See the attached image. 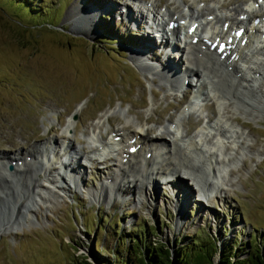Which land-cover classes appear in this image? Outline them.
<instances>
[{"label":"rangeland","instance_id":"374dc122","mask_svg":"<svg viewBox=\"0 0 264 264\" xmlns=\"http://www.w3.org/2000/svg\"><path fill=\"white\" fill-rule=\"evenodd\" d=\"M7 1L0 0V155L21 159L29 150L42 149L48 137L56 140L51 145L53 151L38 157L35 165L42 172L49 169L48 178L47 172H38L39 177L30 173L41 185L30 186L26 198L21 196L16 206L13 195L0 204V264H73L82 255L91 259L95 245L103 247L96 252L105 259L112 256L110 248L122 251L130 235L137 232L139 237L140 227H156L153 239L182 238L180 243L194 244L198 238L215 236L221 248L231 242L242 248L248 238L253 243L262 237L264 242V63L246 62L249 70L258 67L260 75L241 69V75H223L214 83L215 88L206 83L203 89L207 95L190 104L188 92L182 101L181 95L185 89L191 90L196 77L188 74L182 85L174 77L178 75L166 83L157 74L153 69L159 64L154 57L155 38L142 27L144 11L140 10L151 6L158 20L169 11L174 12L175 19L190 0H23L34 1L31 5L35 3L39 15L33 19ZM244 2L199 0L198 8L206 12L210 6L214 15L223 19L236 16L247 5L258 11L254 4ZM124 10L142 14L136 26L126 22L125 14H121ZM14 19L22 20L25 27ZM36 19H45L50 26L32 24ZM215 21L208 24L211 31L231 25L230 21ZM239 26L245 28L246 24ZM106 35L110 42L95 43L97 37ZM149 42L153 61L126 49L128 43L143 48ZM182 50L171 49V58L180 69L186 66L185 48ZM235 63L239 66L238 61ZM239 76L255 79L246 82ZM173 83L177 86L169 88ZM232 89L237 97L229 94ZM206 119L213 125L221 124L223 134L211 136L210 132L217 130L204 127ZM137 121L141 125L147 122L144 125L150 126L151 137L171 127V122L177 133H185L188 127L189 134L180 141L186 144L189 136L198 140L203 151L196 153L199 160H208L206 150L214 151L217 162L212 177L206 180L205 165L193 161V168L204 169L202 181L196 175L193 181L184 171L177 180L181 187H174L165 185L164 175H156L155 189L145 196L139 181L118 180L120 176L116 177L111 164L115 151L110 162L97 161L94 166L91 157L95 152L89 151V145L100 135L108 136L107 129L133 131ZM63 135L73 149L82 152L79 161L84 172L79 170L81 182L73 187L67 185L71 183L68 179L59 178L60 163L69 160V155L64 156ZM163 136L168 138L169 134ZM7 184L19 190L24 182L15 176ZM173 189L172 193L176 189L180 200H185L183 212L177 207L178 196L172 195Z\"/></svg>","mask_w":264,"mask_h":264},{"label":"bare ground","instance_id":"6f19581e","mask_svg":"<svg viewBox=\"0 0 264 264\" xmlns=\"http://www.w3.org/2000/svg\"><path fill=\"white\" fill-rule=\"evenodd\" d=\"M190 1L191 2L189 4H186V3L183 4V9H181L178 12V15H176L175 19H173V17H172L174 15L173 14L174 12L172 14H170V11L166 14L165 13L162 14L159 18L160 19L159 23H162V21L164 22L162 27L167 26V21L169 19H173V24L170 26V29L172 30V32L176 28L183 29V31H184L183 41H184L185 48L188 49V51H185L183 53L184 59L186 62V66L182 67V69H180V65H178V62L171 58V49H176V52L180 51V53H181L182 52L181 48L178 45L170 44L165 40H156L157 37H160V38L162 37L161 33H158V35L156 37H154L155 39H153V41L156 43V45L154 44V50H156L154 57L156 58V60L158 59L159 64H158V68H156L153 65V67H155L153 69L154 70L156 69L155 71L157 72V74L160 75L162 77L163 81H166V83L172 81L173 78H170V77H172L173 75H178V76H174V77H176V80H178L183 85L186 83L185 82L186 79H183L185 76H188V74L197 75L195 78V82L193 83L194 84L193 87L192 88L189 87V88L193 89L195 91V93L199 95L200 98H204V95L205 94L207 95V93H205V90L203 89L206 86V83H209L210 85H212V87L215 88L214 83L217 82V80L222 79L223 75H234V76L235 75L236 76L241 75L239 72L242 68H239L236 65L237 63L234 62V59H236V58L239 59L240 57H243L242 48L245 47L248 49L251 47H255V45L252 43V39L255 41H260L257 37L259 30L255 29V28L253 29V31L252 30L249 31L247 28H245L243 33L240 36L235 35V33H234L235 27H238L240 24L244 23L243 19L238 18V14L239 13L246 14L245 16L249 20H251L254 16H257V15L261 16V18L264 19V9H258L257 12H254L253 8L250 9L251 8L250 5H247V7L240 8V10L236 16L231 17V15H230V18H229L226 15V16H224V19H223L222 16H220V15L218 16V15H216V13L214 15L215 9L211 8L210 6L209 7L206 6V9H208V10H206V12H205V10H203V7H200L201 9L198 8L199 7V0L197 3L195 0H190ZM244 3L248 4L249 2L246 1ZM221 5H223V4H221ZM193 8H196V9L194 10ZM87 10L91 11L90 8L89 9L84 8V11H87ZM193 10L195 12H193ZM151 12H152V15L154 16V19H157L158 18L157 12L154 9V7L152 8ZM234 12H236V7L234 8ZM121 14H125V17L127 18L126 22L128 24H132L133 26H136L137 23L139 22V20L142 18L141 13H139V12L133 13L132 11H129V10L128 11L124 10L121 12ZM127 15H130L131 17H128ZM164 15L167 16V18H168L167 21L164 19V17H163ZM212 15H214L213 18H211ZM199 18L205 20L204 24L201 26L198 22ZM213 20H216L215 23L223 21V24L227 21H230L231 25H229L227 28H225V30H221L218 32H216L215 30L211 31L208 28V24L212 23ZM191 24L195 25L194 29H192V30L189 28ZM237 24H239V25H237ZM232 25H234L233 28H232ZM202 26L207 28V30L204 29L203 33L206 35V37L208 39H203L202 35L199 34L200 28H202ZM231 29H232L233 33H230ZM194 35H197L196 40L192 39V37ZM147 36H148V34H146L145 38ZM217 38L218 39L224 38L226 40V45H225L224 49H221L218 52L215 51V47L209 46L211 39H217ZM209 39H210V41H209ZM243 39H244V42L241 43V41ZM260 43H261V44H259L260 47L255 51V53H258V54H261L262 56H264V40L260 41ZM151 44L152 43L149 42V43H147V46H143V48H137L136 46H134L135 44L128 43L126 49L129 48L133 53L138 52V54H140L141 58L143 56H145V59H149L150 61H153L151 58L152 55H150V53L148 51L149 47H153V46H151ZM167 56H170L169 59H170L171 63L167 60L168 59ZM181 60H182V58H181ZM246 61L247 60H245V62ZM243 66H244V68H246V71L252 72L254 75H260L261 74L260 71H257L258 67L257 68L255 67V69L249 70L247 63H246V65H243ZM261 70H263V69H261ZM179 74L181 75L180 78H179ZM210 74H212V76H210ZM205 76L208 77V80H206L204 78ZM165 77L167 79H165ZM239 77H241L243 80H246V82H248L247 80L252 81L253 79H255V77L252 78L253 76H250L249 79H247L245 76H243V77L239 76ZM179 82H177V83L179 84ZM229 82H230L231 87L229 86V84H228V86L230 88H232L233 87L232 86L233 81L230 80ZM170 85L171 84H168V86H170ZM175 86H177V85H175L173 83L172 87H169V88H173ZM187 92H188V90L185 89L183 94L181 95V101L186 98ZM229 94L233 98L237 97L235 89H232L231 93L229 91ZM156 95H158V94H156ZM217 96L221 97V95H217ZM190 103L192 104L193 102L190 101ZM183 110L184 109H182V111ZM172 117L173 116H171V118H169V119L171 120ZM158 120H160V119H158ZM145 123H147V122H145ZM144 124L141 125V123L139 121H137V123L135 124V127H134L135 129L133 131L132 130L125 131L123 128H121V129H114V128L107 129L105 134H107L108 136L106 137V136L102 135V137H101V135H100V139H98V141L102 140L103 144L106 145L110 149V152L113 151V148H112L113 145L112 144L119 143V145L116 144L117 145L116 159H115L116 161L114 160V162H111V164L114 163L113 167L117 171L116 177L120 176V178H118V180L123 181V179L125 177V178H127V180H128V178H130V179H133L135 181L136 180L139 181V183L141 184V186L145 190V193H146L145 196H146L147 194H149V190H154L156 187V184L158 183V181H156V179L154 178V176H156V175H164L165 180H166V178H168V180H166V181L164 180L165 185H169V184L173 185L174 184V187H177V186L181 187L180 181L177 183V180H178V178L184 176V174H183L184 171L192 176L190 178H192L193 181L195 179V177H193V175H196V177H198L199 179L201 177V181H202L203 180L202 175L205 174L202 171L204 169L200 170L197 168H193V166H192L193 161H196V162L200 161L201 163H203L205 165V166L204 165H201V166H204L205 170L208 171L207 174H205V176L207 177L206 180H209L208 178L212 177L211 175L214 174L213 164H215L217 162L216 157L212 155V153L214 151L206 150L207 151L206 157L208 158V160H205V159H204L205 161L203 159L199 160V159H197V157L199 155V152L202 150L200 149L199 146H197V144L194 142V140L190 136H189V139L186 141V144H183L180 141L182 139L181 138L182 135L173 134L169 130V128L166 127L165 130L162 129V133H157L161 137H159L158 135L151 137L148 133V130L144 129V127H143ZM169 127H170V125H169ZM204 127H210V128L214 127L217 130V134H221V133L223 134V131H224V127L222 128L221 124L216 122V124L214 123V125H213L211 123V119H206V122H204ZM184 130H185L184 136H187L189 134L188 133V127H185ZM164 133L169 134L168 141H165L164 138H162V137H164L163 136ZM114 136L116 138H118V141L112 140L114 138ZM108 137H109V139H107ZM159 138L163 139V141L159 140ZM63 139H64L63 140L64 148L66 149L64 156L66 157L69 155V160L62 161L60 163L61 172L59 174V178H61L60 179L61 181H63V179H66V180L68 179V181H71V183H68L67 185H69L70 187H73L74 185H78L82 179V176H81L82 172H80L81 171L80 169H82V171H83L84 167L81 166V162L79 161L80 156H82V154H81L82 152H80L79 149H73L74 148L73 144L70 142V140H68L66 138V135H63ZM55 140L56 139H54L52 137H48L46 142H44L45 144L43 145L42 149H36L35 148L36 150H34V151L32 150L33 152H31V150H29L28 152H25L24 158H21V159L18 158L19 160L17 158L12 159L13 157H11L9 155L4 157V158L0 155V204L7 201V199H5L7 196L9 197V196L13 195V198H14L13 205L16 206L17 202L21 203L19 201L21 196H25V198H26V196H27L26 193H27L28 188H30V186H31V189H33L34 187L41 185L40 182L37 181L36 176L39 177L40 175H38V172L40 174V172H42V171H40L38 166H35V165L38 164V157L45 155L49 151L50 152L53 151V147H51V145L54 146L53 142ZM110 141H112V142L110 143ZM89 146L90 147L88 149L90 152L93 153L95 150H97V148L94 144H90ZM191 152H194V154H191ZM70 153H71V155H70ZM97 156H98L97 158L99 160L94 159L91 161L94 163V166H95V163H97V161L99 163L110 162V158L107 154H103V155L97 154ZM117 157H120V159L117 160ZM86 159H87V157H86ZM88 159H89V157H88ZM49 160H51V159H49ZM11 164H12V168L10 169L9 166ZM48 170L49 169L46 168L42 172L43 174L45 172H47L45 175L47 178H48V173H49ZM30 173H32L33 175H36L35 176L36 180L34 179V177L30 176ZM209 173H210V175H209ZM15 176H17V178H19L20 181H22V183L24 182V185L22 184L23 188H21L19 190H17V188H15V187L13 188L7 184V182H11V179L14 178ZM105 178L108 179L107 181L109 183L111 182L109 177H105ZM116 183L117 182L115 181V182H112L111 184H112V186H115ZM206 183H207V181H205V184ZM1 184H4V185L1 186ZM176 184H177V186H176ZM64 185H66V184H63V186ZM1 187H4L5 190ZM6 188H8L9 190L6 191ZM63 188H65V187H63ZM116 188H117L116 190L114 189L115 192H117L119 190L118 185L116 186ZM183 189L186 192V189L185 188H183ZM100 190L101 189L99 188V189H95L92 192L95 193V192L100 191ZM172 192H174V189L171 191V193ZM173 194L175 197V196L179 195V192L177 193V191L175 189V193H172V195ZM184 201L185 200H183V201L180 200V197L178 196L177 207L182 212L184 209V207L182 206V204H184ZM26 211L29 212L30 208L27 207ZM180 218H182L181 215H180Z\"/></svg>","mask_w":264,"mask_h":264},{"label":"trees","instance_id":"16d2710c","mask_svg":"<svg viewBox=\"0 0 264 264\" xmlns=\"http://www.w3.org/2000/svg\"><path fill=\"white\" fill-rule=\"evenodd\" d=\"M27 2L9 0L8 5L16 6L17 9L21 8V12H26L27 16L33 19L37 15L36 7L33 5L35 3L31 5L34 1ZM14 21L23 24V27H25L22 20L14 19ZM34 21H37V19ZM42 21L33 22L32 24L39 25L42 23L45 26H50L49 21L45 19H42ZM106 36L108 39L105 36L97 37L95 43L104 40L110 42V36ZM153 229L154 231H152ZM139 230H141V232H138L139 237L135 236L137 232L134 233V236L130 235L129 242L126 241L127 244L123 246L125 248L122 251L110 248L111 257L103 259L98 256L96 250L103 247L95 245V249L90 251L91 259H87L82 255L81 259L73 264H264V242L262 237H258V242L254 241L253 243L248 238L242 248L235 247L233 242L223 243L221 248V244L217 243L218 238L215 236L198 238L194 240V244H190L188 241L180 243L182 238L178 241L153 239L155 232H158L154 226L151 229L140 227ZM180 245L183 246V250H180Z\"/></svg>","mask_w":264,"mask_h":264},{"label":"water","instance_id":"95a60500","mask_svg":"<svg viewBox=\"0 0 264 264\" xmlns=\"http://www.w3.org/2000/svg\"><path fill=\"white\" fill-rule=\"evenodd\" d=\"M9 167H11V166H9Z\"/></svg>","mask_w":264,"mask_h":264}]
</instances>
